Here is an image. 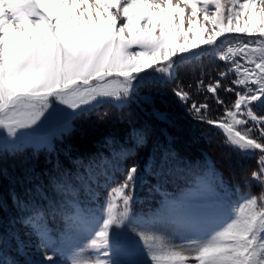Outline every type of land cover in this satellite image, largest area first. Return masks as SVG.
<instances>
[{"label":"snow or ice","instance_id":"1","mask_svg":"<svg viewBox=\"0 0 264 264\" xmlns=\"http://www.w3.org/2000/svg\"><path fill=\"white\" fill-rule=\"evenodd\" d=\"M205 57L224 62L219 78L208 82L204 75L183 84L181 69L195 72ZM230 74L235 78L225 84ZM172 82L174 102L219 130L226 147L246 156L259 153L251 178L260 193L233 201L208 169L194 173L191 186L166 197L157 212L137 216L130 211L141 180L137 164L119 176L89 170L72 181L78 195L54 238L37 202L45 199L46 188L32 171L23 179L32 185L26 194L33 199L10 193L18 211L31 212L13 217L6 233L25 255L23 264H60L69 254L71 264H264V0H0L5 146L14 148L26 137L43 140L50 122L66 130L73 116L102 104L122 106L139 98L153 105L155 97L146 90ZM140 91L145 94L138 97ZM205 93L223 107L220 115H210ZM155 114L169 122L163 111ZM144 170L151 173L153 162ZM58 187L68 189L67 183ZM102 189L108 196L99 204ZM17 224L41 241L39 258H27ZM175 233L185 242L167 238ZM5 247L6 237H0V264H20Z\"/></svg>","mask_w":264,"mask_h":264},{"label":"trees","instance_id":"2","mask_svg":"<svg viewBox=\"0 0 264 264\" xmlns=\"http://www.w3.org/2000/svg\"><path fill=\"white\" fill-rule=\"evenodd\" d=\"M224 70V62L205 57L195 72L190 68H182L180 81L185 85L194 84L196 78L206 75L208 82H214ZM231 80L229 78V82L225 80L224 83L229 84ZM175 83L167 84L164 96L167 94L171 97V88ZM147 90L151 91L153 88ZM204 95L209 97L212 105L210 115H220L223 107L216 105L210 94ZM219 95L223 98L230 96L223 90ZM203 98L204 96L195 97L198 101ZM170 99V104L174 105V109L181 116L174 115L165 102L157 99L153 105L147 104L145 108L134 100L122 106L101 105L96 110L81 114L67 136L53 148L27 147L0 152V202L5 203L3 210H0V237H5L9 221L13 217L31 212V208L24 212L18 211L13 206L10 193H15L22 200L31 201L33 196L26 194V189L32 185L23 178L32 171L46 188L45 199L37 202L46 211L44 223L54 238L64 230V213L78 195L73 192L75 185L72 181L89 170L97 174L119 176L125 168L137 164L141 169V180L132 193L134 200L131 206L132 210L139 213H155L166 197L177 196L191 186L194 173L203 174L208 169H214L216 179L224 184L220 192L227 193L233 201L246 193L259 194L261 189L258 183L254 182L250 187L244 184L247 179H252L253 171H258L256 156L241 159L232 150L226 152L223 141L214 135L218 130L200 123L186 109L175 103L172 97ZM156 110L166 111L169 118L174 116V122L165 123L157 119ZM177 121L182 124L186 121L185 127H176ZM140 138H143V144L138 143ZM149 162H153L151 173L144 170ZM63 183H67V191L58 187ZM107 196L108 190L102 189L97 203L102 204ZM56 205L60 206L61 211H48ZM16 229L19 238L26 245L27 258H34L32 245L40 244L41 241L29 229L22 228L19 224ZM4 251L23 264L25 255L18 253L15 240H11Z\"/></svg>","mask_w":264,"mask_h":264},{"label":"rangeland","instance_id":"3","mask_svg":"<svg viewBox=\"0 0 264 264\" xmlns=\"http://www.w3.org/2000/svg\"><path fill=\"white\" fill-rule=\"evenodd\" d=\"M183 70H184V68H183ZM229 78H232V79H234L235 77L233 76V75H229ZM229 78L227 79V81L226 82H229ZM165 87H167V85H160L159 87H153V90H151V91H148V90H146L147 92H149V93H151L154 97H155V99H157V101H159V102H165V104H167L168 105V108L174 113V115L176 114L177 116H181L182 114H179V113H177V111L174 109V105H172V104H170V98L171 97H169L167 94H166V96H164L165 94ZM155 90L157 91V92H155ZM160 92V94L158 95L157 93H159ZM145 94V91H140L139 93H138V97H140V96H143ZM162 95V96H161ZM222 99H224L226 102L227 101H229L230 99H231V97L230 96H226V98H223V97H221ZM134 101H136V103L137 104H139L140 106H143V108H145L146 106H147V104H145L141 99H139V98H136V99H133ZM130 102H126V103H124V105H127V104H129ZM165 104L163 105V106H165ZM102 105H111V104H108V103H106V104H102ZM101 106V105H100ZM99 106V107H100ZM230 106V105H229ZM99 107H97V108H99ZM167 107V106H166ZM97 108H94V109H92V110H96ZM70 111V110H69ZM91 111V110H90ZM157 111V110H156ZM160 111H163L164 113H166V111H164V110H160ZM87 112H89V111H84V112H81L80 114H78V115H75V116H73L71 119H70V121L68 122V125H67V129L66 130H63V131H60L58 128H57V126L54 124V123H49V124H47L46 126H45V128L42 130V132L44 133V136H45V139H43V140H36V139H32V138H30V137H26V138H23L20 142H18L17 143V145L13 148V147H11V146H5L4 145V143H3V141L2 140H0V152L2 153V152H5V151H14V150H21V149H24V148H27V147H31V148H33V149H40V148H53L57 143H61L62 142V140H63V138L64 137H66L67 136V134L69 133V131L74 127V125L76 124V122H77V118L81 115V114H85V113H87ZM221 114V113H220ZM173 117L174 116H170V118H169V121H173L174 122V120H173ZM185 122L186 121H183V124L181 123V121H177V122H175V125H176V127H178V128H180V127H185ZM215 130H217V129H215ZM191 133V132H190ZM219 133V134H218ZM218 133H217V131H216V133L214 132V135H217V137H219L220 138V140H222L223 141V136L221 135V132L218 130ZM229 150H231V149H229L228 147H226L225 148V151L226 152H228ZM236 153V152H235ZM235 156V155H234ZM236 156H238L239 158H241V159H244L245 157H246V155H241V154H239V153H236ZM235 156V157H236ZM256 161L258 162V156H259V153H257L256 155ZM254 182H256L255 180H253V179H247L245 182H244V184L246 185V186H249L250 187V185L252 184V183H254ZM257 183V182H256ZM261 191V190H260ZM260 191H259V193H260ZM254 193V192H253ZM248 194H251V193H248ZM104 203V202H103ZM102 203V204H103ZM99 204H100V202H99ZM130 211L134 214V215H137V216H145V217H147V216H150V215H152L153 213H147V211H145V212H138L137 210H132V206H130ZM157 212V211H156ZM155 235H157V236H162V233H159V232H157V233H155ZM5 237H6V247L8 248L9 247V245H10V243H11V238L10 237H7L6 236V233H5ZM167 238H170V239H172L175 243H177V244H179V243H182V242H185V240H184V235L183 234H181V233H175V234H173L171 237H167ZM142 243V242H141ZM33 247L31 248L32 249V254H33V257L34 258H39V256H40V253H38L37 251H36V247L37 246H39L40 248H41V250L42 251H44L45 249H43V245H42V243L40 242V244L39 243H36V244H33L32 245ZM12 254L14 255V256H16L17 257V254L15 253V252H13L12 251ZM94 255H95V253H92V252H85L84 253V256L85 257H88V256H93L94 257ZM60 264H71V255L69 254V255H65L64 257L62 256V257H60Z\"/></svg>","mask_w":264,"mask_h":264}]
</instances>
